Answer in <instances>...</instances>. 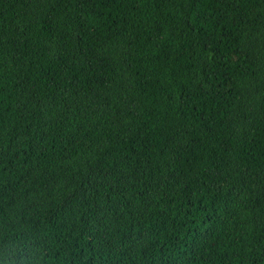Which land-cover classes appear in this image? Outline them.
Returning a JSON list of instances; mask_svg holds the SVG:
<instances>
[{
	"label": "trees",
	"instance_id": "16d2710c",
	"mask_svg": "<svg viewBox=\"0 0 264 264\" xmlns=\"http://www.w3.org/2000/svg\"><path fill=\"white\" fill-rule=\"evenodd\" d=\"M0 264H264V0H0Z\"/></svg>",
	"mask_w": 264,
	"mask_h": 264
}]
</instances>
